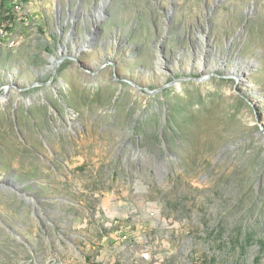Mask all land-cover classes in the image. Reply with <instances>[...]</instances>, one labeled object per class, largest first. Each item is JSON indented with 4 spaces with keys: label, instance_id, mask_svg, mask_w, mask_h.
<instances>
[{
    "label": "rangeland",
    "instance_id": "obj_1",
    "mask_svg": "<svg viewBox=\"0 0 264 264\" xmlns=\"http://www.w3.org/2000/svg\"><path fill=\"white\" fill-rule=\"evenodd\" d=\"M35 1L41 7L51 0ZM235 1L240 15L227 33L219 19L223 11L210 21L218 40L231 38L246 21L247 5L255 6L231 49L215 50L220 56L227 53L225 61L214 50L206 53L208 69L218 77L178 84L153 97L127 86L115 100L120 85L112 72L94 79L79 69L87 83L81 93H73L72 87L56 94L53 81L46 87L54 94L45 103H31V135L13 136L14 144H6L12 149L0 153L2 181L11 176L36 196L34 206L12 191H0V208L9 213L4 216L0 209V238L8 217L31 235V241L21 231L23 239L10 236L29 245L24 264H47L50 257L49 264L69 257L77 261L70 243L92 251L103 240L100 228L107 217L126 213L132 217L133 233H144L152 245L159 242L167 248L171 257L166 264H264V0ZM200 8L198 1L186 10L191 23ZM54 14L31 21V50H50L47 37L59 49V17ZM139 63H129L132 78L139 76ZM195 71L197 75L189 72L191 77L207 76ZM46 74L43 83L49 81ZM140 78L147 85L158 84ZM7 85L20 88L17 77ZM40 89L19 93L12 86L10 96L17 93L25 100ZM13 101L9 99L10 105ZM77 113L81 118L72 116ZM87 114L97 115L92 130ZM107 204L111 212L97 220L100 213L94 209ZM120 204L127 209L123 213ZM96 249L105 251L103 245ZM140 249L138 244L132 247L129 256L135 260L128 264H154L139 260ZM120 255L113 264H122Z\"/></svg>",
    "mask_w": 264,
    "mask_h": 264
},
{
    "label": "flooded vegetation",
    "instance_id": "obj_2",
    "mask_svg": "<svg viewBox=\"0 0 264 264\" xmlns=\"http://www.w3.org/2000/svg\"><path fill=\"white\" fill-rule=\"evenodd\" d=\"M198 1H201V13L194 19V23H191V19H187L186 10H190L192 4ZM66 2L63 10L58 5V22L60 20L61 23L59 50H67V54H69L68 50H93L97 53L99 64L92 71L98 72V78L104 74L110 75L112 72L113 81L120 85V89L115 93V100L124 94L127 86L133 87L139 95L153 97L177 86L174 84L164 88L170 83L196 82L194 79L198 78L191 77L189 73L193 71L192 74L197 75L198 72L195 70L205 72L207 76L214 74L213 76L218 77L208 69L210 59L204 58L206 53L211 54L214 50L215 57L225 61L227 53L220 56L215 50L231 49L252 17L255 6L254 2L247 5L243 11L246 21L231 38L225 36L222 41L212 36L214 25L210 24V21L218 19V11H223L219 19L225 21L222 26L227 33L240 15L235 0H67ZM181 2L184 3L182 8ZM228 16H232L234 21L228 22ZM88 34L91 35V44L86 46ZM217 42L220 46H217ZM122 52L125 54L124 57L115 59L117 54ZM138 60L141 63L135 71L139 76L132 78L129 63ZM147 61L150 62L148 66L145 65ZM69 65L72 67L70 60L63 62V66ZM221 65L219 63V69ZM140 76H146L154 81L156 79L158 84L147 85L142 82ZM223 78L227 77L223 76ZM162 88L163 90L156 92ZM150 91L156 93L150 94Z\"/></svg>",
    "mask_w": 264,
    "mask_h": 264
},
{
    "label": "crops",
    "instance_id": "obj_3",
    "mask_svg": "<svg viewBox=\"0 0 264 264\" xmlns=\"http://www.w3.org/2000/svg\"><path fill=\"white\" fill-rule=\"evenodd\" d=\"M66 1L67 0H59V1L51 0L47 5H43L40 7L39 5H35L36 4L35 0H33V2H31V0H28L27 2H25L24 0H0V22H4L6 19L11 20L13 24L14 33L18 38H20V44L13 50H9L4 46H0V92L3 91V87L4 85L6 86L8 80L10 81V83H14L16 77H17V83L20 85V88L21 87L25 88L27 86L31 87L33 86V84H36L37 82L45 81L47 75L46 72L48 73V76L51 74L52 64L50 60L59 58L60 56L59 49L58 50H56L55 48L53 49L54 43L51 42L50 37H47L46 40L49 41L48 45L50 44L49 45L50 50H31V21L32 22L35 20L38 21L40 19V16L47 17L48 19V17H51V14L52 15L53 13L56 14V8H55L56 3L60 2L61 4L59 6H61V10H63L65 9L63 3H67ZM18 3L22 4V10L16 12L15 6ZM52 5H54V7H52ZM57 13L58 14H56V16L58 17L59 12ZM55 21H56L55 26L59 28L58 18L55 19ZM49 28H50V23H49ZM58 43H59L58 46H60V41H58ZM2 61L7 63H2ZM82 61L86 65V67L90 70L96 68L97 65L99 64V59L97 57V54L95 53L86 54L85 58H83ZM66 68L67 66H63L62 64L58 68L56 77L54 79V81H56L55 85L59 87V92L62 93L63 90L64 91L66 90L65 88L71 89L72 87H74V90L72 91L73 93L75 92H76L75 94H78V92L81 93L84 86H87V83L86 84L84 83L85 76L82 75V72L77 67H72L70 69H66ZM65 69L66 71L64 72ZM29 90L26 91L29 92ZM59 92L57 94H60ZM50 94H54L53 90L52 89L50 90V87L48 88L42 87L40 91L31 92V95L26 94L27 95L26 99L23 100L22 102L23 104H20L21 106L22 105L23 106L21 107L19 105V108L20 107L21 108L16 112L14 111V109H12V107L14 108V106L10 105V102L4 104L3 102L0 101V153L7 149H12V148H8L6 144H11V145L14 144L13 136L21 137L24 135L27 136L31 135V115H32L30 110L31 108L30 106H26V103H24V101L26 102L27 100H32L31 103L37 102L38 104H40L42 103L40 100L49 97L48 95ZM67 94L69 95V92H67ZM62 95H59V97H62ZM18 98L19 95L17 93L11 95V99H14V101H17ZM60 99H61L60 101L62 102V98ZM63 101L65 102V100ZM43 103L45 102L43 101ZM74 114H72V116H75V118H81L79 113H77L76 115ZM86 118H91L89 129L92 130L93 123H95L94 119L97 118V115L89 116L87 114L85 116V119ZM81 133L87 134L88 131L82 129ZM16 139L18 143L19 138ZM0 157L3 159V156L1 154ZM0 164H3L1 160H0ZM0 174H1V170H0ZM119 207L121 213L127 210L124 205L122 206L120 204ZM112 208L113 207H110L107 204L105 207L94 209L95 211L98 212V214L100 213L97 220H101L103 218L102 216L104 215L106 216L108 212L110 213ZM0 209L2 211L1 212L2 215L4 216L9 215V213L4 208H0ZM116 210L118 211V208ZM114 217L115 216L107 217L106 219L107 222L111 221V219H113ZM3 218L6 219V217ZM9 218L11 217H8L6 219L9 224L3 225L6 227L7 231L4 229L5 231L2 232V237L0 238V264H24L23 263V261L25 260L24 257L27 256V254L28 255L31 254L30 253L31 251L28 248L29 245L23 241V244L28 249L26 250L24 248L25 246L21 245V243L18 240H12L10 236L11 235L15 236V235L9 231V228L15 230L16 232L18 231L23 232L26 237V240L29 239L28 241H31L30 240L31 235L27 230L28 228H25L23 224L19 222L15 223L11 219H10L11 221H9ZM18 234L20 236L22 235L20 234V232H18ZM23 238L24 236L22 237V239ZM17 239L19 238L17 237Z\"/></svg>",
    "mask_w": 264,
    "mask_h": 264
},
{
    "label": "built area",
    "instance_id": "obj_4",
    "mask_svg": "<svg viewBox=\"0 0 264 264\" xmlns=\"http://www.w3.org/2000/svg\"><path fill=\"white\" fill-rule=\"evenodd\" d=\"M21 10L22 4L18 3L15 6V11L19 12ZM19 44L20 38L14 33L12 21L6 19L4 22H0V46L13 50ZM150 216H155V213L152 211ZM132 227V217L128 213L124 216H115L111 221L101 226L100 233L102 234L103 240L100 243H95L92 251L86 250L85 252V249L81 245L70 243V249L78 262L73 261L69 257V260H63L60 264H113L116 254H121L118 258L120 263L128 264L135 260L134 258H130L129 253L136 244L142 248L140 249L142 254H140L139 258L141 262L166 264L171 257L167 248L160 245L159 242L152 245L144 233L141 235L133 233ZM99 245L104 246L105 251L103 253L96 249ZM81 255H84V257ZM50 258L47 264L52 261Z\"/></svg>",
    "mask_w": 264,
    "mask_h": 264
},
{
    "label": "water",
    "instance_id": "obj_5",
    "mask_svg": "<svg viewBox=\"0 0 264 264\" xmlns=\"http://www.w3.org/2000/svg\"><path fill=\"white\" fill-rule=\"evenodd\" d=\"M56 9H57L56 14H58L57 12H59L58 11L59 6H57ZM58 26H59V28H61L60 20H59ZM87 37H88V41L85 42L86 46L91 44V35L88 34ZM60 46H61V44H60ZM68 52H69V54H67V50H59V55H60L59 58L50 60V62L52 64V67H51L50 79H49V81L47 83L37 82L33 86H31V87L27 86L26 88H19V87L14 86V85H7V86L3 87V91H4L3 94L0 93V101L3 102L4 104L9 102V99L11 98L10 91H11L12 86L19 93L25 92L26 90H29V89H32V88H35V87H43L44 88L46 86H51V84L53 83V81H54V79L56 77L58 68L63 64V62L65 60H70L72 62V67H77V68L81 69L82 71L86 72L91 78H94V79L97 78L98 72H93L92 70L88 69L86 67V65L82 61L83 56L85 54H87V53L93 54L94 53L93 50H68ZM72 67H71V65H69L66 69H70ZM66 69H65V71H66ZM69 73H70V71H69ZM213 75L214 74H210L208 76H204V77L199 78V79H194V81H196V82H204L205 80L209 79ZM128 82L130 84H132V85L134 84V83H132L130 81H128ZM180 83H181V81H176L174 83H170V84L166 85L164 88L172 86L174 84L178 85ZM53 88H54V92L57 94L59 92V87L54 85ZM161 90H163V88L158 90V91H156V92H159ZM156 92L150 91V94H154ZM45 99L47 100V98H45ZM45 99H43L44 102H45ZM22 102H23V98L19 97L17 101L12 103V105L14 106V111L15 112L19 109V105ZM24 103H26V106H30L31 100H29V102H25L24 101ZM49 104H50L51 108H53L52 102H49ZM67 118H68V120L70 119V117H67ZM2 179L3 178L0 177V191H5V192L12 191L15 194H17L20 198L25 199L28 203L33 204L34 206L37 204V201H35V198H36L35 195L31 194L30 191H28V190H25V191L22 190L26 184L17 183L16 181L13 182L11 176H8L6 181H2ZM0 221H1V218H0ZM9 231L12 232L16 237L22 238L18 234V232H16L15 230L9 228Z\"/></svg>",
    "mask_w": 264,
    "mask_h": 264
},
{
    "label": "bare ground",
    "instance_id": "obj_6",
    "mask_svg": "<svg viewBox=\"0 0 264 264\" xmlns=\"http://www.w3.org/2000/svg\"><path fill=\"white\" fill-rule=\"evenodd\" d=\"M236 76H237V78H239L243 82L246 81V79H247V77L244 74H239V75H236Z\"/></svg>",
    "mask_w": 264,
    "mask_h": 264
},
{
    "label": "trees",
    "instance_id": "obj_7",
    "mask_svg": "<svg viewBox=\"0 0 264 264\" xmlns=\"http://www.w3.org/2000/svg\"><path fill=\"white\" fill-rule=\"evenodd\" d=\"M25 2H27L28 0H24Z\"/></svg>",
    "mask_w": 264,
    "mask_h": 264
}]
</instances>
